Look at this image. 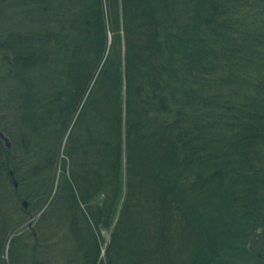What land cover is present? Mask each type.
<instances>
[{
  "label": "trees",
  "instance_id": "obj_1",
  "mask_svg": "<svg viewBox=\"0 0 264 264\" xmlns=\"http://www.w3.org/2000/svg\"><path fill=\"white\" fill-rule=\"evenodd\" d=\"M0 131V264H264V0H0Z\"/></svg>",
  "mask_w": 264,
  "mask_h": 264
},
{
  "label": "rangeland",
  "instance_id": "obj_2",
  "mask_svg": "<svg viewBox=\"0 0 264 264\" xmlns=\"http://www.w3.org/2000/svg\"><path fill=\"white\" fill-rule=\"evenodd\" d=\"M28 205H29V203H28ZM31 221H32V223L35 222L34 219H29L27 222H25L23 225L20 226V228H19L20 231L24 232L26 228L28 229V227H30V225H32ZM103 233L108 238L109 234H110V230L105 229V230H103Z\"/></svg>",
  "mask_w": 264,
  "mask_h": 264
},
{
  "label": "water",
  "instance_id": "obj_3",
  "mask_svg": "<svg viewBox=\"0 0 264 264\" xmlns=\"http://www.w3.org/2000/svg\"><path fill=\"white\" fill-rule=\"evenodd\" d=\"M0 136L5 140L6 144L11 147V141L9 140V138L2 132L0 131ZM15 186H18V182L14 181ZM24 204L27 206V201H24Z\"/></svg>",
  "mask_w": 264,
  "mask_h": 264
}]
</instances>
